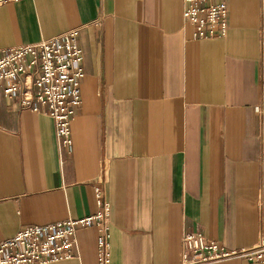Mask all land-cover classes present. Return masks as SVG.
Wrapping results in <instances>:
<instances>
[{
    "label": "crops",
    "instance_id": "obj_1",
    "mask_svg": "<svg viewBox=\"0 0 264 264\" xmlns=\"http://www.w3.org/2000/svg\"><path fill=\"white\" fill-rule=\"evenodd\" d=\"M227 9L226 34L197 40L182 0L0 4V51L79 29L84 72L69 148L0 82V241L94 214L103 175L111 264H178L185 233L264 242V0ZM77 243L50 264H98L96 229Z\"/></svg>",
    "mask_w": 264,
    "mask_h": 264
},
{
    "label": "built area",
    "instance_id": "obj_2",
    "mask_svg": "<svg viewBox=\"0 0 264 264\" xmlns=\"http://www.w3.org/2000/svg\"><path fill=\"white\" fill-rule=\"evenodd\" d=\"M10 0H0V4ZM183 20L197 40L223 37L227 26V0H182ZM79 29L33 45L0 51L3 94L21 109L49 117L61 147L72 145L71 123L81 105L83 56L78 46ZM96 212L81 219H65L22 228L0 241V264H50L76 257L77 232L97 231V263L110 260V205L104 177L93 187ZM232 259L264 264V242L240 250H227L200 233L183 234L178 264H214Z\"/></svg>",
    "mask_w": 264,
    "mask_h": 264
}]
</instances>
